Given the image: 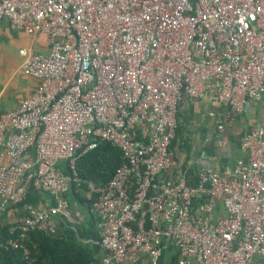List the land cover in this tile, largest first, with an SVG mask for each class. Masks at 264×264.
Segmentation results:
<instances>
[{"label":"built area","instance_id":"obj_1","mask_svg":"<svg viewBox=\"0 0 264 264\" xmlns=\"http://www.w3.org/2000/svg\"><path fill=\"white\" fill-rule=\"evenodd\" d=\"M4 21L47 42V53L19 50L37 83L0 113V219L30 188L49 196L11 232L56 234L75 183L103 250L91 264H159L170 247L176 264H264V0H0ZM184 100L209 106L219 148L249 115L242 156L219 167L200 153L173 171ZM100 141L126 162L96 187L75 166Z\"/></svg>","mask_w":264,"mask_h":264},{"label":"trees","instance_id":"obj_2","mask_svg":"<svg viewBox=\"0 0 264 264\" xmlns=\"http://www.w3.org/2000/svg\"><path fill=\"white\" fill-rule=\"evenodd\" d=\"M182 134V125L178 123L176 136L170 146L173 171L185 168L190 160V141L183 138ZM125 162L119 148L100 141L94 150L78 158L75 167L80 179L102 187L110 182L116 170ZM63 168L66 172L65 165ZM197 172V166L189 167L190 185L196 184ZM65 197L70 203V209H81L84 218H74L73 222L59 219L58 232L54 235L33 231L21 239L18 232L10 231L13 226L10 220L24 215L26 205L36 206L41 200L48 199L47 194L30 188L25 202L8 210L0 219V264H91L100 261L103 250L97 220L91 208L92 200L85 197V186L71 184ZM74 203L76 206H73ZM177 259L178 255L170 247L159 264H176Z\"/></svg>","mask_w":264,"mask_h":264},{"label":"crops","instance_id":"obj_3","mask_svg":"<svg viewBox=\"0 0 264 264\" xmlns=\"http://www.w3.org/2000/svg\"><path fill=\"white\" fill-rule=\"evenodd\" d=\"M21 49H33L44 53L47 51L46 38L39 35L35 40L11 28L7 22L0 23V113L13 111L19 107L22 99L28 97L36 86V81L22 74ZM209 106L204 103H191L184 100L178 112L177 123L182 125V137L190 141V159L200 153L210 156L219 167L231 165L242 154L239 150V137L246 129L241 116L226 127L220 135L223 147L219 148L215 139V122L207 116ZM264 109V104L262 105ZM200 165L190 163L189 167ZM84 218L81 209H70V219Z\"/></svg>","mask_w":264,"mask_h":264},{"label":"rangeland","instance_id":"obj_4","mask_svg":"<svg viewBox=\"0 0 264 264\" xmlns=\"http://www.w3.org/2000/svg\"><path fill=\"white\" fill-rule=\"evenodd\" d=\"M44 53H47V51L46 52H44ZM262 105H263V103L261 102V103H259V105L255 108V109H260L261 110V116L263 117L264 116V113H263V110H262ZM241 117H242V119H243V121H244V123L246 124V126H247V119H248V117H249V115L248 116H245V115H241ZM255 119V116L253 117V120Z\"/></svg>","mask_w":264,"mask_h":264}]
</instances>
